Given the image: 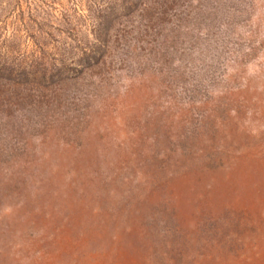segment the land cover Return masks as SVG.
<instances>
[{
  "label": "rangeland",
  "instance_id": "1",
  "mask_svg": "<svg viewBox=\"0 0 264 264\" xmlns=\"http://www.w3.org/2000/svg\"><path fill=\"white\" fill-rule=\"evenodd\" d=\"M0 264H264V0H0Z\"/></svg>",
  "mask_w": 264,
  "mask_h": 264
}]
</instances>
